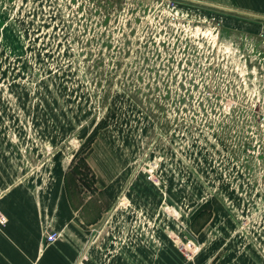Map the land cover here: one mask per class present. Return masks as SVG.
Segmentation results:
<instances>
[{
	"label": "rangeland",
	"instance_id": "1",
	"mask_svg": "<svg viewBox=\"0 0 264 264\" xmlns=\"http://www.w3.org/2000/svg\"><path fill=\"white\" fill-rule=\"evenodd\" d=\"M199 1L264 18V0ZM64 174L104 210L74 264H264V23L0 0V191Z\"/></svg>",
	"mask_w": 264,
	"mask_h": 264
},
{
	"label": "crops",
	"instance_id": "2",
	"mask_svg": "<svg viewBox=\"0 0 264 264\" xmlns=\"http://www.w3.org/2000/svg\"><path fill=\"white\" fill-rule=\"evenodd\" d=\"M75 180L64 174L62 188L37 196L24 186L0 191V212L6 220L0 222V264L75 263L83 245L78 229L97 224L104 214L96 195L87 196ZM47 228L61 232L49 245L42 233ZM135 262L140 264L137 257Z\"/></svg>",
	"mask_w": 264,
	"mask_h": 264
},
{
	"label": "water",
	"instance_id": "3",
	"mask_svg": "<svg viewBox=\"0 0 264 264\" xmlns=\"http://www.w3.org/2000/svg\"><path fill=\"white\" fill-rule=\"evenodd\" d=\"M169 1L187 4L190 6H194V7H198V8L218 12V13H223V14H227V15H231V16H235V17H239V18H243V19H248V20L264 23V18H262V17H258L255 15H252V14H248L245 12L238 11V10L229 9V8L221 7L218 5L206 3L203 1H199V0H169Z\"/></svg>",
	"mask_w": 264,
	"mask_h": 264
},
{
	"label": "built area",
	"instance_id": "4",
	"mask_svg": "<svg viewBox=\"0 0 264 264\" xmlns=\"http://www.w3.org/2000/svg\"><path fill=\"white\" fill-rule=\"evenodd\" d=\"M60 234L57 231H51L46 235V242L48 244L54 243L58 238Z\"/></svg>",
	"mask_w": 264,
	"mask_h": 264
}]
</instances>
